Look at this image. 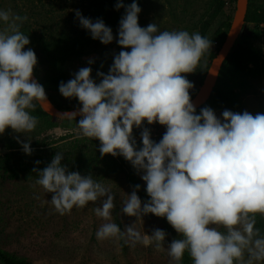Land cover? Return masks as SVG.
Listing matches in <instances>:
<instances>
[{
  "label": "clouds",
  "instance_id": "obj_1",
  "mask_svg": "<svg viewBox=\"0 0 264 264\" xmlns=\"http://www.w3.org/2000/svg\"><path fill=\"white\" fill-rule=\"evenodd\" d=\"M115 9L125 10L116 41L125 50L114 56L107 74L97 73L98 79L84 67L60 83V94L81 105L60 117L76 121L82 137L99 141L102 156L130 162L150 199L142 202L140 186H134L121 212L136 223L121 230L113 222L111 187L91 174L70 171L61 152L42 171L34 169L35 184L52 194L49 203L60 215L99 202L94 208L103 220L96 232L99 241L152 247L165 252L169 264H183L185 254L192 264H264V235L256 227L257 215L264 216V114L225 110L220 119L210 107L197 113L186 76L201 66L212 41L199 32L161 31L157 23L141 27L142 9L135 0L130 5L118 0ZM75 14L93 40L113 43V30L103 19L85 18L79 10ZM27 19L0 9V25H8L0 28V135L8 129L23 134L29 142L18 137L17 142L31 155L27 134L38 124L32 112L37 104L45 109L50 104L34 79L38 58L29 36L20 31ZM145 121L166 128L159 142ZM134 128L143 129L142 147ZM148 215L166 218L180 238L165 247V231L157 228L149 235L139 230Z\"/></svg>",
  "mask_w": 264,
  "mask_h": 264
},
{
  "label": "rangeland",
  "instance_id": "obj_2",
  "mask_svg": "<svg viewBox=\"0 0 264 264\" xmlns=\"http://www.w3.org/2000/svg\"><path fill=\"white\" fill-rule=\"evenodd\" d=\"M124 1V0H123ZM118 0H0V9L10 11L14 16H27V21L19 24L20 31L29 36L30 45L38 58L34 70L45 90L58 102H68L59 92L61 82L73 78L81 68L90 67L93 79L97 73H108L114 56L122 49L118 40L119 25L112 24L115 14L125 15V10L117 11ZM142 9L139 19L157 23L160 30H187L199 32L212 41V48L193 73L200 79L209 69L215 55L225 40L220 35H228L237 11V0H135ZM133 0H125L130 5ZM251 7L264 8L259 0H250ZM79 10L85 18L93 21L103 19L113 30V43L104 45L91 39L76 17ZM8 25H0L7 28ZM246 42H253L264 52V26L245 23L234 49ZM130 51V49H127ZM91 61V63H90ZM219 87L237 95V103L227 109L233 113L249 112L253 116L264 114V53L261 59L249 66L247 72L234 79H223ZM200 86L194 87L198 93ZM225 110H216L222 119ZM37 117V116H36ZM38 124L32 133L31 155L24 153L17 137L24 143L29 140L23 134L8 129L0 135V249L17 259H26L32 264H169L165 252H155L152 247L137 245L124 250L118 243L99 241L96 232L103 223L95 215L90 203L83 209L74 208L71 213L60 215L49 203L52 194L46 193L35 184L38 179L34 169L43 170L51 163L57 152L64 154L63 164L70 171L81 175L91 174L94 180L111 187L116 196L113 222L121 229L136 223L135 217L122 214V202L130 195L134 186L141 201L150 199L146 184L130 162L122 156L106 155L99 152V141L84 138L79 134L74 120H61L51 116L37 117ZM154 142L162 137L151 127ZM138 147L142 140L138 139ZM39 162V163H37ZM144 224L137 227L151 234L159 228L167 233L165 247L179 234L169 225L166 218L154 215L143 217ZM256 227L264 235V216L257 215ZM247 254H245V260ZM0 264H3L0 261ZM183 264H192L185 254Z\"/></svg>",
  "mask_w": 264,
  "mask_h": 264
},
{
  "label": "trees",
  "instance_id": "obj_3",
  "mask_svg": "<svg viewBox=\"0 0 264 264\" xmlns=\"http://www.w3.org/2000/svg\"><path fill=\"white\" fill-rule=\"evenodd\" d=\"M259 1H262L264 3V0H259ZM123 2L125 3V0ZM122 17L123 16L121 14H115L112 17L111 23L115 24V25H119ZM246 23L255 24L258 28L264 26V8L258 9L256 7H251L249 5V10H248L247 17H246ZM139 24L141 27H147L149 24H151V22L139 19ZM226 37H227V35H220V38L222 40H225ZM85 38L88 40L86 43V46H89L91 44V39H92L91 35H89V37H85ZM262 53H264L263 49L261 51V49L258 48L256 45H254L253 42H246L242 46H240L239 48L234 49V51L229 55L228 59L226 60V62L224 64V67L221 71L220 80L218 82V85H217L211 99L201 109H203L205 107H210L215 112L216 110H227V109L234 107V105H236V103H237L236 93L230 92V91H225V90L221 89L219 87L220 81L223 79H226V78L234 79V78H237V77L244 75L247 72L250 65L257 63L261 59ZM215 57H216V55H215ZM207 72H208V69H206L202 73L200 79H196L194 77L193 73L187 74L186 78L193 85V88L190 90L191 100L196 95V93H194V90H193L194 87L197 84L200 87L202 86ZM49 97L51 98L53 103L58 108H60L62 110H71V109L81 107V105L79 104V101L76 99H69L68 102L58 104V102H56V100H54V98L50 94H49ZM201 109L197 110V113H199ZM32 115L37 116V117L49 116L39 104H37V107H36L35 111L32 112ZM144 127L148 128L149 130H151V127H153L157 131V134L160 137H163V135L166 131V128L164 126L159 125V123H156L154 125H148L147 122L145 121ZM142 131H143L142 128L141 129L134 128L133 135L136 139V143H137L138 139H141V132ZM137 144L140 145V143H137ZM1 159H2V157L0 156V162H1ZM0 216H1V208H0ZM121 230H123V229H121ZM120 244L124 250H126L128 248V244L124 240H121ZM0 261L3 264H32L30 261H28L26 259L14 258L13 256H11L10 254H8L5 251H2L1 249H0Z\"/></svg>",
  "mask_w": 264,
  "mask_h": 264
},
{
  "label": "water",
  "instance_id": "obj_4",
  "mask_svg": "<svg viewBox=\"0 0 264 264\" xmlns=\"http://www.w3.org/2000/svg\"><path fill=\"white\" fill-rule=\"evenodd\" d=\"M249 3H250V0H237V11H236L234 22L230 28V31L222 47L216 54V57L214 58V60L212 61V64L210 68L208 69V72L206 74V77L204 79L202 86L200 87L195 97L192 99V103L196 107V110L201 109L203 106H205L209 102V100L211 99L218 85V82L220 80L221 71L224 67V64L226 60L228 59L229 55L234 51L237 40L246 23V17H247V13L249 10ZM34 79L37 80L42 85L39 77L35 73H34ZM46 95H47V99L50 104V107L49 109H45V108L43 109L51 117L61 119V120H69L66 118H61L60 115L66 112H74L78 109V108H75L71 110H62L53 103V101L51 100L47 92H46ZM77 119H79V117Z\"/></svg>",
  "mask_w": 264,
  "mask_h": 264
}]
</instances>
